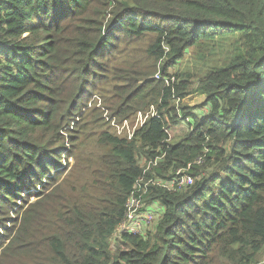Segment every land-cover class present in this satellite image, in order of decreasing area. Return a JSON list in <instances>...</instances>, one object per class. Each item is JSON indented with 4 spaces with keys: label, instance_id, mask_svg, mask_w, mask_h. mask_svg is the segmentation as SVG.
<instances>
[{
    "label": "trees",
    "instance_id": "16d2710c",
    "mask_svg": "<svg viewBox=\"0 0 264 264\" xmlns=\"http://www.w3.org/2000/svg\"><path fill=\"white\" fill-rule=\"evenodd\" d=\"M263 258L264 0H0V264Z\"/></svg>",
    "mask_w": 264,
    "mask_h": 264
},
{
    "label": "rangeland",
    "instance_id": "374dc122",
    "mask_svg": "<svg viewBox=\"0 0 264 264\" xmlns=\"http://www.w3.org/2000/svg\"><path fill=\"white\" fill-rule=\"evenodd\" d=\"M194 64H195V61L190 59V53L188 52L187 59L184 62H182L180 66H178L177 68H174V70L172 71V74L174 72H176L177 70H186L187 68L192 67ZM204 101H205L204 97L199 96V97L185 99L184 100V104L188 105L190 108L197 109V110H199L200 112L203 113L204 110L201 109L200 107L204 104ZM92 103H94L99 108L102 107V104H103V102H102V100H101V98L99 96L94 97ZM74 162L75 161H73V159L70 160V167H69L67 173L70 171V169L73 166ZM34 194H35V191H33V187L25 186L23 189L19 190V192H18L17 203L21 204L22 203L21 201L23 200L24 196L26 197L27 195H34ZM34 199H35L34 197L30 198V202H33ZM157 215L161 216L159 212L156 213V216ZM149 220H151V216L150 215H146V216H143V217H134L132 219V221L134 222V226L135 227H140L143 232L148 230L147 224H148ZM261 264H264V258H263Z\"/></svg>",
    "mask_w": 264,
    "mask_h": 264
},
{
    "label": "built area",
    "instance_id": "2783aa9c",
    "mask_svg": "<svg viewBox=\"0 0 264 264\" xmlns=\"http://www.w3.org/2000/svg\"><path fill=\"white\" fill-rule=\"evenodd\" d=\"M155 78L156 79H160L159 76H156ZM113 126L115 127V131L117 132V134H121L124 131V129H126L129 132V134L132 135L131 132L136 128L137 124H136V126L133 129L129 126V123H125L123 126H120V122L115 118V123H113ZM196 163L197 164H201L202 163V158L199 157L197 159ZM190 166H191V164H189V168H190ZM192 183H193V178L184 175L183 171H179L176 174V178L173 179L172 181H169L164 187H167L169 190L172 191V190L184 188V187H186L188 185H191ZM132 207L134 208V210L129 215L130 222L134 223L132 221V219L134 217H143V216H146V215H150L151 216V220L148 221V224H150L152 222V220H153V217H152L153 212L140 213L137 216L135 215L138 210L143 208V204L141 202V199L135 200V203H133ZM153 216H154V214H153ZM148 224H147V226H148ZM139 229H141V228L140 227H134L135 231H138Z\"/></svg>",
    "mask_w": 264,
    "mask_h": 264
}]
</instances>
